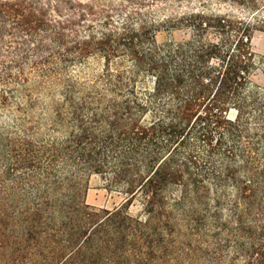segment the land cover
Wrapping results in <instances>:
<instances>
[{
    "label": "trees",
    "instance_id": "1",
    "mask_svg": "<svg viewBox=\"0 0 264 264\" xmlns=\"http://www.w3.org/2000/svg\"><path fill=\"white\" fill-rule=\"evenodd\" d=\"M91 10L0 0V44L21 46L0 63V106L19 96L0 133V264H264V108L246 94L264 19L192 11L81 36ZM90 56L98 75L66 77ZM92 174L123 201L86 204Z\"/></svg>",
    "mask_w": 264,
    "mask_h": 264
},
{
    "label": "rangeland",
    "instance_id": "2",
    "mask_svg": "<svg viewBox=\"0 0 264 264\" xmlns=\"http://www.w3.org/2000/svg\"><path fill=\"white\" fill-rule=\"evenodd\" d=\"M81 3H87L92 8V15L85 17L84 20L75 22L76 29L79 35L84 36L89 31H99L103 21H109V25L120 26L124 21L129 20L132 23H137L140 20H145L147 24H153V29L167 17L180 16L188 12L203 11L207 13L230 14L236 17H246L253 23L257 19H264V0H258V14H255L256 9H251L248 0H76ZM254 14L255 20L251 19ZM75 20H78L76 17ZM161 27H157L156 29ZM92 33V32H91ZM176 37H183L182 31L173 30ZM161 38L163 34H156ZM166 33L165 36H168ZM8 42L0 44V63H8L18 59L21 52L20 47L16 43H12L10 48H7ZM251 50L254 57V67L249 76L247 95H257L261 98L264 108V28H256L253 31L251 40ZM103 61L100 57L90 56L85 61L78 63L75 67L69 68L66 72V77L85 80L91 76L98 75L102 69ZM14 71V70H13ZM13 89V102L0 106V133L7 130L13 124L15 114V102L18 99V93L15 92L14 86H9L6 89ZM5 89L4 84L0 82V92ZM59 88H55L54 95L57 96ZM35 94V93H34ZM37 98L39 104L33 111L35 117H39L41 123L44 122L45 116L40 111L44 102L48 101V94L39 93ZM231 118H234L235 112L229 113ZM256 127V123H250ZM2 166L0 164V171ZM2 178H0L1 180ZM87 191L85 194V203L97 207L112 209L119 205L124 195L117 188H111L97 174H92L88 179ZM142 207L137 202L130 206L131 214L136 215L141 213Z\"/></svg>",
    "mask_w": 264,
    "mask_h": 264
}]
</instances>
